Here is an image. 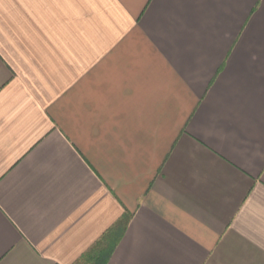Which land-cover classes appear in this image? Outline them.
Returning a JSON list of instances; mask_svg holds the SVG:
<instances>
[{"label":"crops","instance_id":"obj_1","mask_svg":"<svg viewBox=\"0 0 264 264\" xmlns=\"http://www.w3.org/2000/svg\"><path fill=\"white\" fill-rule=\"evenodd\" d=\"M126 214L106 264H264V0H0V264Z\"/></svg>","mask_w":264,"mask_h":264},{"label":"trees","instance_id":"obj_2","mask_svg":"<svg viewBox=\"0 0 264 264\" xmlns=\"http://www.w3.org/2000/svg\"><path fill=\"white\" fill-rule=\"evenodd\" d=\"M128 214L113 228L108 230L96 244L82 256L80 262L87 264H106L115 246L122 236L123 229L128 222Z\"/></svg>","mask_w":264,"mask_h":264},{"label":"rangeland","instance_id":"obj_3","mask_svg":"<svg viewBox=\"0 0 264 264\" xmlns=\"http://www.w3.org/2000/svg\"><path fill=\"white\" fill-rule=\"evenodd\" d=\"M83 264V263H82Z\"/></svg>","mask_w":264,"mask_h":264}]
</instances>
